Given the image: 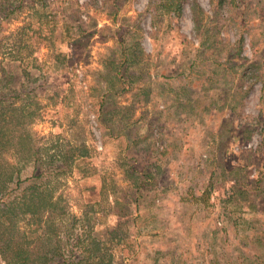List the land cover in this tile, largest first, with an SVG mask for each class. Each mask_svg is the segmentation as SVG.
Here are the masks:
<instances>
[{
    "label": "rangeland",
    "instance_id": "1",
    "mask_svg": "<svg viewBox=\"0 0 264 264\" xmlns=\"http://www.w3.org/2000/svg\"><path fill=\"white\" fill-rule=\"evenodd\" d=\"M20 4L1 36L22 34L31 56L0 61L11 88H36L39 157L87 151L54 195L78 217L99 202L102 264H264V0ZM131 163L153 173L135 202Z\"/></svg>",
    "mask_w": 264,
    "mask_h": 264
},
{
    "label": "trees",
    "instance_id": "2",
    "mask_svg": "<svg viewBox=\"0 0 264 264\" xmlns=\"http://www.w3.org/2000/svg\"><path fill=\"white\" fill-rule=\"evenodd\" d=\"M19 5L20 0H0V56L22 64L31 56L30 43L24 41L22 34H18L11 44L5 42L4 35L1 36L6 30L3 25L9 16L8 9L11 12ZM128 53L131 55L132 52L125 48L121 51L125 59ZM131 57L137 58L136 54ZM21 72L25 77L31 74L27 67H23ZM116 77L119 81H124L120 74ZM11 81L12 75L1 60L0 264H102L106 256L103 248L107 246L91 230L101 224V216L105 213L94 208V201H88L83 207L87 204L89 208H83L82 215L78 217L68 211L67 202L54 195L61 185L65 186L61 176L68 173L75 159L87 157V151L85 148L73 147L72 150L63 152L52 144L45 148V158L42 160L39 157L41 149L30 132V124L37 117L39 109L36 88L19 91L11 88ZM26 163L32 164V172L28 177L22 178L21 170ZM127 170L134 185L129 201L135 202L138 201L139 192L141 194L145 189L142 187L153 182V173L138 171L133 163L128 165ZM105 180H102L101 188L97 190L99 197H103L106 189ZM112 183L115 187V182ZM114 192V188L109 192L112 193L113 203L116 202ZM94 203L97 205L99 202ZM99 213L100 216H97ZM115 214L117 224L120 218H123V222L130 221L129 212L125 208L120 207V211ZM83 220L88 224L80 225ZM21 223L35 226L31 230L37 233L35 239L28 238L26 229L20 227ZM82 247L83 253L87 254H82ZM77 250L81 254H77Z\"/></svg>",
    "mask_w": 264,
    "mask_h": 264
}]
</instances>
